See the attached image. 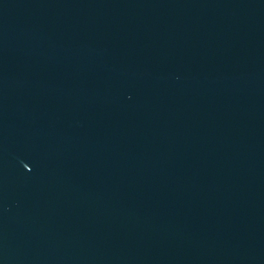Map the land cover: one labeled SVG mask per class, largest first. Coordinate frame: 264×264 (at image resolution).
Here are the masks:
<instances>
[{
	"label": "water",
	"instance_id": "95a60500",
	"mask_svg": "<svg viewBox=\"0 0 264 264\" xmlns=\"http://www.w3.org/2000/svg\"><path fill=\"white\" fill-rule=\"evenodd\" d=\"M0 264H264V0H0Z\"/></svg>",
	"mask_w": 264,
	"mask_h": 264
}]
</instances>
